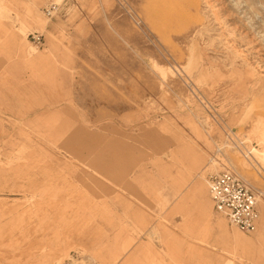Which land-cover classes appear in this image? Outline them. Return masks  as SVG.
Here are the masks:
<instances>
[{
    "label": "rangeland",
    "instance_id": "374dc122",
    "mask_svg": "<svg viewBox=\"0 0 264 264\" xmlns=\"http://www.w3.org/2000/svg\"><path fill=\"white\" fill-rule=\"evenodd\" d=\"M0 264H264V0H0Z\"/></svg>",
    "mask_w": 264,
    "mask_h": 264
},
{
    "label": "built area",
    "instance_id": "2783aa9c",
    "mask_svg": "<svg viewBox=\"0 0 264 264\" xmlns=\"http://www.w3.org/2000/svg\"><path fill=\"white\" fill-rule=\"evenodd\" d=\"M51 8L47 10L52 15ZM209 193L216 212L227 218L232 227L242 232L255 230L259 220V192L231 169L211 176Z\"/></svg>",
    "mask_w": 264,
    "mask_h": 264
},
{
    "label": "bare ground",
    "instance_id": "6f19581e",
    "mask_svg": "<svg viewBox=\"0 0 264 264\" xmlns=\"http://www.w3.org/2000/svg\"><path fill=\"white\" fill-rule=\"evenodd\" d=\"M255 42V41H254ZM240 43V42H239ZM263 52V51H262ZM248 58V57H247ZM211 78V77H210ZM209 82V81H208ZM209 111V110H208ZM260 130V129H259ZM246 158H255L256 156H259L257 155L258 152L257 150L253 149V150H247V153H244ZM258 158V157H257ZM256 158V159H257ZM249 160V159H248ZM236 244L239 248H246L247 246L250 245V243H248V241L246 239H241V240H236Z\"/></svg>",
    "mask_w": 264,
    "mask_h": 264
},
{
    "label": "crops",
    "instance_id": "0c3cea01",
    "mask_svg": "<svg viewBox=\"0 0 264 264\" xmlns=\"http://www.w3.org/2000/svg\"><path fill=\"white\" fill-rule=\"evenodd\" d=\"M33 14V15H32ZM32 14H31V21H35L36 20V18H38L39 17V14L38 13H33L32 12ZM31 53H32V49H30L29 50ZM75 132H71V133H69V135L70 136H73V135H76V137H78V136H80V135H78V134H74ZM67 147H70V148H73V147H75L76 146V144H74V143H69V144H65ZM236 245V244H235Z\"/></svg>",
    "mask_w": 264,
    "mask_h": 264
}]
</instances>
